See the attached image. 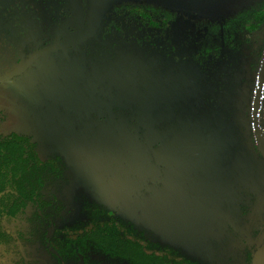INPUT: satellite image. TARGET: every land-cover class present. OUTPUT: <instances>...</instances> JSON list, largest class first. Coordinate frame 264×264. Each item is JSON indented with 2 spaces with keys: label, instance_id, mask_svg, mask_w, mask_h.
<instances>
[{
  "label": "rangeland",
  "instance_id": "374dc122",
  "mask_svg": "<svg viewBox=\"0 0 264 264\" xmlns=\"http://www.w3.org/2000/svg\"><path fill=\"white\" fill-rule=\"evenodd\" d=\"M10 11L15 24H1L7 34L0 39V72L22 62L32 46L23 40L34 37L26 13L17 5ZM18 44L2 56L4 47ZM87 71L79 61L54 63L43 56L22 78L0 82V138L26 140L39 159L60 156L70 177L65 200L84 193L199 264H245L241 251L264 233V172L245 145L243 113L216 117L214 110H177L180 98L196 90L185 70L182 92L139 99L111 80L99 86L79 82ZM233 144L236 150H226ZM112 175L131 195L127 202L114 204L100 191L99 181L106 184ZM65 204L76 212V203Z\"/></svg>",
  "mask_w": 264,
  "mask_h": 264
},
{
  "label": "flooded vegetation",
  "instance_id": "af4514ba",
  "mask_svg": "<svg viewBox=\"0 0 264 264\" xmlns=\"http://www.w3.org/2000/svg\"><path fill=\"white\" fill-rule=\"evenodd\" d=\"M15 5L26 13L29 34L34 37L23 40L32 46L23 51L19 65L16 62L0 72V82L14 81L33 70L43 56L54 63L69 58L88 68L79 82L99 86L111 80L124 86L123 93L139 99L182 92V72L188 71L189 76L192 72L196 90L180 98L177 110H214L216 117L240 110L247 119L245 145L261 161L264 172V157L251 140L249 114L262 53L256 70L252 56L258 54L264 39V18L257 19L259 12H250L242 29L235 24L224 39L201 17L145 2L118 1L94 13L88 0H0L1 40L7 34V26L1 24H15L10 11ZM20 44L4 47L2 56H7L6 49ZM11 87L5 90L13 96ZM263 94L264 83L259 106L264 125ZM259 118L264 147V126L260 128ZM2 146L8 147V155L0 156V264H133L123 249L126 239L133 238L127 235L128 228L140 242L157 243L154 254L166 251L169 258L174 257L176 252L161 246L164 243L147 230H135L131 221L86 194L79 192L65 200L63 192L70 177L57 154L39 159L31 144L13 134L0 138ZM237 148L233 144L226 150ZM161 179L159 176L151 188ZM65 203H76V212ZM249 205L242 204L239 211L247 212ZM259 216L264 217V207ZM112 231L116 235H110ZM262 242L264 233L241 251L245 264L252 263Z\"/></svg>",
  "mask_w": 264,
  "mask_h": 264
},
{
  "label": "water",
  "instance_id": "95a60500",
  "mask_svg": "<svg viewBox=\"0 0 264 264\" xmlns=\"http://www.w3.org/2000/svg\"><path fill=\"white\" fill-rule=\"evenodd\" d=\"M126 1V0H89L91 9L94 13L100 11L103 8H107L113 2ZM130 1H143L153 4H159L165 8L174 9L178 12H183L195 17H208L219 18L226 15L229 12L239 9L242 5L248 4L252 0H130ZM264 83V51L262 52L256 74L253 87V94L251 97V110H250V130L252 138L256 148L261 152L264 157V147L262 146V140L260 139V130L258 128L259 118V106L261 101V90ZM87 177H91L92 172L87 169L84 173ZM102 183H104L102 181ZM99 189L106 190V194H102L107 200H113L114 204H121L127 202L131 195L126 194V188L120 187L116 182L114 175L108 178L106 184L98 183ZM116 191V193H115ZM119 192V193H118ZM110 198V199H108ZM117 202V203H116ZM165 244V243H164ZM167 245L171 244L167 243ZM175 248V247H173ZM264 261V242L257 247L256 252L253 255L251 264H263Z\"/></svg>",
  "mask_w": 264,
  "mask_h": 264
},
{
  "label": "trees",
  "instance_id": "16d2710c",
  "mask_svg": "<svg viewBox=\"0 0 264 264\" xmlns=\"http://www.w3.org/2000/svg\"><path fill=\"white\" fill-rule=\"evenodd\" d=\"M126 1H130V0H126ZM139 2H143V1H139ZM145 3H148V2H145ZM150 4H153V3H150ZM154 5H158L160 7H163L159 4H154ZM105 9L106 8H103L100 11L105 10ZM172 10H174V9H172ZM253 11L259 12L258 16L261 15V17L257 18L258 20L264 18V0H252L248 4L242 5L239 9L232 11V12H229L226 15L220 16L219 18L201 17V19L206 20L210 26H214L216 28V32L221 33L222 37L224 39H226L227 32L229 33V29L234 28L235 24H238L237 25L238 30L242 29L243 21L248 19L250 12H253ZM240 20H241V22H240ZM245 35H246V30H244V39L247 38V37H245ZM232 37H234V33H233ZM246 45L247 46L250 45V42L248 40L246 41ZM251 51L254 52L255 49H252ZM263 51H264V39L262 40V42L259 46L258 54L256 53L252 56L253 61H254L255 70H256V65L258 64V61H259L260 53H262ZM205 59L207 61H209L207 56H205ZM253 81H254V77L252 76L250 88L253 85ZM261 103H262V107L264 110V94H263V98H262ZM262 118H263V115L260 114L259 126L261 129L264 126ZM251 140H252V137H251ZM7 152H8V147H5V146L0 147V154H1L0 156L8 155ZM14 156L19 158V155L12 154V157H14ZM14 170H16V169H14ZM2 185L0 186V188L2 187ZM16 186H17V184H16ZM109 234L113 236L115 233L112 231ZM127 235L132 236L133 238L132 239H129V238L126 239V244L123 246V249L126 251V254L128 256L127 258L133 264H199L201 262L197 258L190 257L188 254H185L184 252L180 251L179 249L173 248L167 244H162L161 246H164L166 249H172L173 251H175L176 253H175L174 257L169 258L166 251H165V253H161L158 255L154 254V247L153 246L157 243H153V242L147 241V240L146 241L142 240V242H140L139 239L137 238V236H135V234H132V232L130 231V228L127 229Z\"/></svg>",
  "mask_w": 264,
  "mask_h": 264
}]
</instances>
